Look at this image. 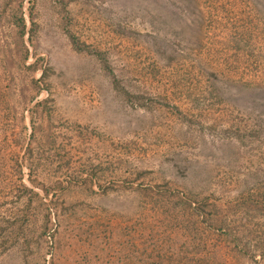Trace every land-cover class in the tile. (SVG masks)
<instances>
[{"label": "rangeland", "instance_id": "rangeland-1", "mask_svg": "<svg viewBox=\"0 0 264 264\" xmlns=\"http://www.w3.org/2000/svg\"><path fill=\"white\" fill-rule=\"evenodd\" d=\"M0 264H264V0H0Z\"/></svg>", "mask_w": 264, "mask_h": 264}]
</instances>
